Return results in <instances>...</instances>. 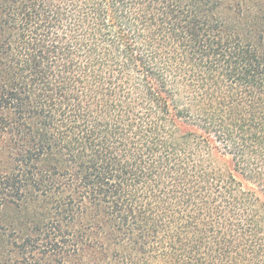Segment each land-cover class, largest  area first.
Here are the masks:
<instances>
[{
    "label": "trees",
    "instance_id": "trees-1",
    "mask_svg": "<svg viewBox=\"0 0 264 264\" xmlns=\"http://www.w3.org/2000/svg\"><path fill=\"white\" fill-rule=\"evenodd\" d=\"M0 264H264V0H0Z\"/></svg>",
    "mask_w": 264,
    "mask_h": 264
}]
</instances>
